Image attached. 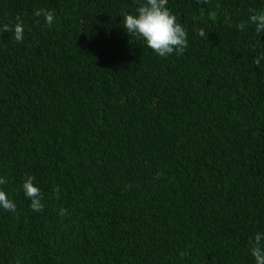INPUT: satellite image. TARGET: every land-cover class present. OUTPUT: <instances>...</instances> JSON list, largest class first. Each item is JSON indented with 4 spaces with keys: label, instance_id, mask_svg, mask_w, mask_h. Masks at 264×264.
<instances>
[{
    "label": "trees",
    "instance_id": "obj_1",
    "mask_svg": "<svg viewBox=\"0 0 264 264\" xmlns=\"http://www.w3.org/2000/svg\"><path fill=\"white\" fill-rule=\"evenodd\" d=\"M0 264H264V0H0Z\"/></svg>",
    "mask_w": 264,
    "mask_h": 264
}]
</instances>
